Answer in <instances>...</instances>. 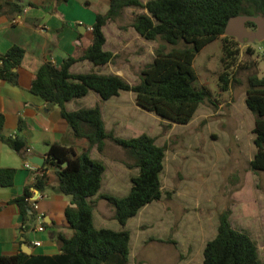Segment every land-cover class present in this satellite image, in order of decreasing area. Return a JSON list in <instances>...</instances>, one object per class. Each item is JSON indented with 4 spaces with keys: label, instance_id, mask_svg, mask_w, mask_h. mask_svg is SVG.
Segmentation results:
<instances>
[{
    "label": "trees",
    "instance_id": "16d2710c",
    "mask_svg": "<svg viewBox=\"0 0 264 264\" xmlns=\"http://www.w3.org/2000/svg\"><path fill=\"white\" fill-rule=\"evenodd\" d=\"M109 1L108 13L97 15L92 28L93 42L84 55L80 59L69 57L59 67L51 62L44 64L31 86L32 93L41 96L49 105L59 107L75 137L85 139L88 144L82 154L62 144L51 145L47 164L39 168L32 186L44 192L50 185L48 171L59 168L52 173L58 180L56 191L71 197V206L66 209L65 215L73 235L60 237L59 254L0 256V264H135L130 260L131 233L125 227L144 207L162 200L161 177L165 169L166 149L145 133L138 137L120 138L108 132L99 105L69 111L67 103L90 92L97 93L103 101L121 92H132L142 110L172 124L188 125L199 107L212 98L207 88L195 86L198 76L194 61L197 55L223 36L222 63L225 71L220 75V82L223 83V91H227L229 70L236 65L240 54L239 41L225 36L227 24L232 17L239 15L264 17V0ZM128 7L148 11L136 15L132 22V27L143 39L162 40L174 48L168 52L164 46L157 49L154 60L142 70L136 85L129 84L118 75L72 72V67L79 61L87 60L94 66H105L113 61V52L104 48V27L120 18ZM2 9L3 2L0 0V11ZM247 27L254 28L256 25L249 22ZM181 43L184 47L177 48ZM248 52L251 53L252 49ZM24 57L25 50L17 45L0 54V79L18 86V68ZM248 82L245 103L255 116L253 134L257 148L250 167L255 174H259L264 173V78L252 75ZM4 127L5 116L0 113V140L20 154L27 150L26 141L5 137ZM107 140L126 150L138 170V174L131 178L132 187L126 196L100 195L114 207V217L122 227L119 231L97 228L94 224L96 204L93 199L99 197L107 166L92 159L90 151L96 147L102 153ZM65 163L68 165L63 166ZM16 174L14 168H0V186H13ZM32 194L31 188L26 187L23 196L14 200L26 218L32 217L28 213ZM229 218L228 211L221 214L217 235L205 246L203 264H263L254 240L247 233L234 229Z\"/></svg>",
    "mask_w": 264,
    "mask_h": 264
},
{
    "label": "rangeland",
    "instance_id": "374dc122",
    "mask_svg": "<svg viewBox=\"0 0 264 264\" xmlns=\"http://www.w3.org/2000/svg\"><path fill=\"white\" fill-rule=\"evenodd\" d=\"M142 12L128 7L109 26L110 32L120 26L130 41L121 55L131 58L126 77L133 85L139 83L142 70L154 60L157 49L164 46L168 52L174 48L162 40L145 42L140 38L132 22ZM222 45L223 36L207 45L194 61L195 86L207 88L212 98L199 107L188 125L172 124L142 110L134 105L129 92L120 98L127 100V111L117 120L119 124L106 118L113 135L132 138L145 133L166 149L162 200L144 207L125 227L131 233L132 263L203 264L205 246L217 235L221 214L228 211L232 227L250 235L264 264V173L255 174L250 167L257 152L255 116L245 103L249 77L264 78V40L240 43L238 61L229 70L227 91L220 82L225 71ZM118 100L113 98L110 105ZM106 145L101 156L92 154L108 168L100 193L121 198L130 192L131 178L138 170L126 150L111 140ZM95 209L98 228L120 226L111 221L114 207L108 201L97 198Z\"/></svg>",
    "mask_w": 264,
    "mask_h": 264
},
{
    "label": "crops",
    "instance_id": "0c3cea01",
    "mask_svg": "<svg viewBox=\"0 0 264 264\" xmlns=\"http://www.w3.org/2000/svg\"><path fill=\"white\" fill-rule=\"evenodd\" d=\"M2 2L0 54L6 53L15 45L25 50V57L18 68L19 85L13 86L0 79V113L5 116L3 135L22 139L26 141L28 147L20 154L0 140V168L17 170L13 186H0V256L20 253L53 256L61 252L60 237L73 235L65 215L66 209L71 206V197L56 191L58 180L52 173L56 171L55 168L48 171L50 185L47 189L44 192L34 189L32 186L41 167L37 166V171H31L25 164L35 158H43L46 166L48 152L53 144L72 148L77 154H82L88 148V144L85 139L75 137L69 123L61 115L59 107L49 105L41 96L32 93L31 86L44 64L51 62L59 67L69 57L80 59L84 55L93 42L92 28L97 15L108 13L110 1L2 0ZM142 13L148 11L144 10ZM115 22H110L104 27L106 36L104 48L113 52V61L105 66H94L87 60L79 61L72 67V72L118 75L133 85L132 79L126 77L130 66L127 64L131 58L127 59L121 55L130 47V41H127V34L120 26L109 31V26ZM140 38L147 42L141 36ZM123 93L113 97L119 99L114 105H110L113 98L103 101L97 93L90 92L83 98L67 103L66 107L69 111H77L99 105L105 128L110 132L106 118H111L115 120L114 124H119L117 120L127 111V100H120ZM129 93L136 106L135 95ZM93 153L99 156L102 154L96 147L90 151L91 158ZM107 171L108 168L103 176L102 187ZM113 177L116 178V175ZM26 187L31 188L34 198L43 195L38 202L41 211L46 215L44 232L38 233L32 228V208L28 210L32 217L26 218L19 205L14 202L23 196ZM100 195L106 194L99 192V197ZM99 197H94L95 204ZM113 214L115 215V209ZM103 221H106V218ZM111 221L117 220L114 217ZM96 222L94 215L95 226ZM121 229L119 226L113 230ZM35 241H41V246H34Z\"/></svg>",
    "mask_w": 264,
    "mask_h": 264
},
{
    "label": "water",
    "instance_id": "95a60500",
    "mask_svg": "<svg viewBox=\"0 0 264 264\" xmlns=\"http://www.w3.org/2000/svg\"><path fill=\"white\" fill-rule=\"evenodd\" d=\"M253 22L257 26V30L250 31L247 28V23ZM225 36L233 37L239 41V43H254L256 41L264 40V17L263 16H247L239 15L232 17L226 27ZM33 164L43 167L45 159L35 158L31 161ZM68 163L63 164L67 166ZM56 171L59 168H55Z\"/></svg>",
    "mask_w": 264,
    "mask_h": 264
},
{
    "label": "built area",
    "instance_id": "2783aa9c",
    "mask_svg": "<svg viewBox=\"0 0 264 264\" xmlns=\"http://www.w3.org/2000/svg\"><path fill=\"white\" fill-rule=\"evenodd\" d=\"M25 167L31 171H37V165L31 163L30 161L26 162ZM43 195L41 194L39 198H34L33 196L29 199L30 206L33 211V221H32V228L35 232L41 233L45 231L46 228V221H45V213L41 211L40 204L38 200L42 199ZM34 246L39 247L41 246V241L33 242Z\"/></svg>",
    "mask_w": 264,
    "mask_h": 264
},
{
    "label": "flooded vegetation",
    "instance_id": "af4514ba",
    "mask_svg": "<svg viewBox=\"0 0 264 264\" xmlns=\"http://www.w3.org/2000/svg\"><path fill=\"white\" fill-rule=\"evenodd\" d=\"M255 30H257V26H256V29L250 28V31H255Z\"/></svg>",
    "mask_w": 264,
    "mask_h": 264
}]
</instances>
